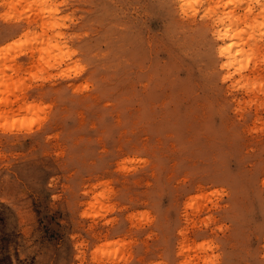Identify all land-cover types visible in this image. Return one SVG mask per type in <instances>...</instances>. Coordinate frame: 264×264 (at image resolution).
Here are the masks:
<instances>
[{
	"label": "rangeland",
	"instance_id": "1",
	"mask_svg": "<svg viewBox=\"0 0 264 264\" xmlns=\"http://www.w3.org/2000/svg\"><path fill=\"white\" fill-rule=\"evenodd\" d=\"M0 86V264H264V0H0Z\"/></svg>",
	"mask_w": 264,
	"mask_h": 264
},
{
	"label": "bare ground",
	"instance_id": "2",
	"mask_svg": "<svg viewBox=\"0 0 264 264\" xmlns=\"http://www.w3.org/2000/svg\"><path fill=\"white\" fill-rule=\"evenodd\" d=\"M174 5H176L181 11H184L185 6L192 5L188 3V0H172ZM229 21H234V19L230 20V17H228ZM224 18L217 17L216 22L214 23L215 28L213 30L212 37L216 42V49L215 53L220 58L223 59L226 55L230 56L231 54V48L233 46V40L234 36L229 35V30L223 27ZM221 69H223L225 66L227 67L228 64H223V62L220 64ZM1 88V86H0Z\"/></svg>",
	"mask_w": 264,
	"mask_h": 264
},
{
	"label": "snow or ice",
	"instance_id": "3",
	"mask_svg": "<svg viewBox=\"0 0 264 264\" xmlns=\"http://www.w3.org/2000/svg\"><path fill=\"white\" fill-rule=\"evenodd\" d=\"M197 2H198V0H188V3L189 4L197 3ZM229 3H231V0H229Z\"/></svg>",
	"mask_w": 264,
	"mask_h": 264
}]
</instances>
